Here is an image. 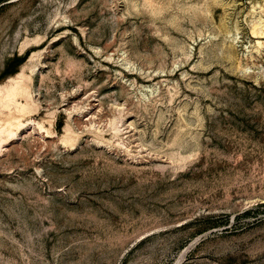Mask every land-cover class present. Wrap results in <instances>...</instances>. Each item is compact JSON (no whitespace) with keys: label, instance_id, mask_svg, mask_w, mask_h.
<instances>
[{"label":"rangeland","instance_id":"obj_1","mask_svg":"<svg viewBox=\"0 0 264 264\" xmlns=\"http://www.w3.org/2000/svg\"><path fill=\"white\" fill-rule=\"evenodd\" d=\"M262 5L0 0V264H264Z\"/></svg>","mask_w":264,"mask_h":264},{"label":"bare ground","instance_id":"obj_2","mask_svg":"<svg viewBox=\"0 0 264 264\" xmlns=\"http://www.w3.org/2000/svg\"><path fill=\"white\" fill-rule=\"evenodd\" d=\"M260 8L262 13H264V5ZM252 30L255 36H263L264 24L253 22ZM258 44L262 45L263 43L259 41ZM33 103L35 102L30 92V87L25 82L24 74H17L11 77L8 84L0 86V150L4 147V137L17 135L18 130L24 126L22 118L29 112ZM56 117V115L53 116L51 128L50 131H48L52 137L58 136L55 128ZM31 123L34 128L36 125L39 126L40 129L44 128L39 122L33 123V121H31ZM61 141L68 147L76 143L77 135L71 125L66 127Z\"/></svg>","mask_w":264,"mask_h":264}]
</instances>
